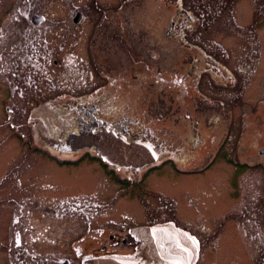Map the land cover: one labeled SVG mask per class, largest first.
<instances>
[{
  "label": "rangeland",
  "instance_id": "374dc122",
  "mask_svg": "<svg viewBox=\"0 0 264 264\" xmlns=\"http://www.w3.org/2000/svg\"><path fill=\"white\" fill-rule=\"evenodd\" d=\"M23 1L0 0V264H10L5 245L8 228H14V224L17 226L22 223V234L32 236L46 227L55 229L65 226L62 225L64 222L56 223L54 219L67 211L45 209L44 206L51 202L54 205H51L52 208L56 207L54 203L57 202H97L104 200L100 198L103 193L111 192L116 194L113 197L110 195L112 202L136 203L137 199L129 197L125 191L119 198L115 186L107 183L102 175L101 179L96 178L98 174H102L97 162L80 157H74L72 159L75 161L67 162V157H61L58 159L65 161L62 165L47 161L51 158L57 159L55 157H41L62 152L57 150L55 143L61 138L64 140L67 131L76 121L72 108L77 104L76 101L72 102L71 95L76 98L79 96L81 101L87 94L94 101L102 99L105 94L98 87L112 89L109 84L115 83L116 78H122L123 86L116 97H112L113 101L109 100L108 95L105 96L107 106H125L124 112L129 107V114L126 116H132L136 121L154 123L159 138H167L169 141L186 138L188 135L185 134L187 130L184 122L192 118L197 119L207 133L211 132V129H206L210 127L208 125H217L212 133L215 134L216 142L213 141L211 147L220 142L227 131L230 132L229 140L225 143L226 150L230 152V162L217 158L211 162L200 160L190 167H182L177 163V169L188 173H197L200 168L199 173L192 175L175 174L172 168L161 166L148 178L154 181L159 176L161 183H152L153 190L165 195L170 190L190 185L196 191L201 190L200 192L206 194L187 191L182 194L183 204L179 203L178 198L176 207L169 203L168 213L157 194L146 195V198L155 212V221H166L176 214L177 226L198 237L202 245H206V250L207 246L219 251L231 250L239 258L235 260L237 264H258L259 258L251 252L264 250V158L255 153L256 149L264 146V0H215L218 6L217 20L214 23L211 20V3L214 0H182L185 8H189L193 1H200V5L207 11V22L201 23L199 22L202 17L199 21L197 19L190 23L185 16H180L178 9L173 6L174 0H169L171 21L184 20L188 25L201 28L197 32L184 30L181 35L175 33L171 36L168 50L170 71L177 72L178 76L187 73L193 74L191 77H235L239 89L244 86V92L234 97L214 95L211 98L214 103L222 100L225 106L215 110L214 107L199 110L193 107V101L187 96L189 109L186 111L183 107L178 109L179 105L184 104L179 103L183 101V97L177 98L174 90L167 96L160 92L148 93L144 89L136 94L130 91L135 83L130 77H58L67 61L64 60L61 66L49 63L37 65V61L34 62L31 58L32 48L28 43H22L21 46L16 38L21 16L26 10ZM27 3L33 12L45 17L43 26L48 31L53 30V33L58 29L66 31L73 25L71 20L65 18L73 8L83 14L79 28L69 29L73 32H82L85 27L91 28L98 23L110 25L115 31L114 27L118 25L120 15L127 17L124 20L129 22V31L138 26L139 32L143 29L148 32L152 31V26L157 27L161 22L164 10L159 0H28ZM194 8L199 14L200 8ZM73 15L74 11L71 18ZM104 15L109 16L111 24L107 23V19H100ZM62 18L64 22L61 21ZM49 36L51 35L48 34ZM161 36L162 34L156 40L162 42ZM182 38L201 49H182L179 45ZM38 40L40 39L34 42ZM73 46L78 52L74 53L76 60L83 64V59L90 58L85 45L83 49L81 45L77 49L75 44ZM66 48L64 46L61 54ZM120 51L122 52L121 49ZM97 59L100 64L104 63L110 68L111 73L118 75L124 74L126 70L123 68L129 60L123 52L115 50L99 51ZM103 68L109 74L107 68ZM137 74L141 76L145 71L138 70ZM105 79L109 81L106 83ZM243 79L245 80L242 81ZM203 89L218 93L216 85L204 86ZM112 114L109 117H113ZM164 123L166 126L162 125ZM230 123L232 129L227 130ZM200 134L202 137V133ZM174 142L179 143L175 140ZM77 154L90 153L85 151ZM244 164L248 167L245 168ZM86 174L94 182L90 192L60 195L61 188L56 184L68 183V176L73 178L75 175ZM167 174L171 176L169 182L164 180ZM192 177L196 179L195 182L182 183ZM51 180L55 184L50 185ZM48 193L59 196L50 197ZM176 196L181 198L178 192ZM210 208L213 209L209 210ZM107 213L108 211H104V214ZM76 216L66 215L65 218ZM96 217L98 218L97 215ZM51 233L53 235L57 232ZM24 238L29 247L31 240ZM246 253L250 255L249 259L244 256Z\"/></svg>",
  "mask_w": 264,
  "mask_h": 264
},
{
  "label": "flooded vegetation",
  "instance_id": "af4514ba",
  "mask_svg": "<svg viewBox=\"0 0 264 264\" xmlns=\"http://www.w3.org/2000/svg\"><path fill=\"white\" fill-rule=\"evenodd\" d=\"M159 1L162 3V9H164L162 10L163 16L157 27H151L152 31L146 32L145 29H143L139 32L140 27L138 28V26H135L134 29L129 31V22L124 20V18L127 17L124 15L123 18V16L120 15L118 16V25L114 27L115 31L112 30L110 25H102L101 23H98L96 26H91V28L85 27L82 32H73L69 29L79 28L82 20L74 22V16L81 11L73 8V10L65 17L66 19L71 20L73 25L69 26L66 31L65 29L61 31L58 29L53 33V30L48 31V28L43 26L45 17L41 14L33 12L32 8H30V5L27 3L28 0H24L23 3L26 6V10L21 16L22 20L20 22L16 38H18L19 42H21V46L22 43H28L30 48H32L31 52L33 55L31 58L34 59V62L37 61V65L49 63L61 66V64L64 63V60L67 61L64 63L63 72L59 74L58 77L84 78L93 76L105 78L112 75H116L117 77H130L135 81L130 91L136 92V94L144 89L149 91L148 93L160 92L162 95L167 96L170 95L172 90H174V92H176L174 95H177V98L183 97V101H178L179 103H184L183 106L178 104L179 110L182 109V107L185 111L189 109V106L187 105L188 103H186L187 96H189L193 101V107L199 108V110L201 108L206 110L213 107L214 110L217 109V107L225 108L222 100L214 103V100L211 98L215 97L214 95H221L220 97L225 98L240 95L244 92V86L240 90V86L236 83L235 77H191L193 74L187 73L178 76L177 72H171L168 52L171 36L175 33L181 35L184 30L192 32L196 30L197 32V30H200L201 28L197 25H188L184 20H177L176 22L171 21L172 19H170L169 13L170 1ZM182 2V0H174L173 4V6L178 9V14L180 16H185V19H187L190 23H194L197 19L199 21L200 17L202 18L199 23L207 22V18L205 16L207 11L200 5V1L195 3L193 1L189 8H185L182 5ZM134 5L136 6V4ZM195 6L200 8L199 11L197 10L199 14L195 12ZM216 6L218 5L214 0V2L211 3L212 23L217 20ZM73 11L74 15L71 18L70 15ZM35 15L42 16V20L38 24L34 22ZM100 19H107L108 24L112 23V20L111 22L109 21L108 15H104ZM63 20L64 18L61 19L62 22H64ZM48 34L51 35L49 36L51 39L48 37ZM160 34H162V42L156 40V38H160ZM37 39L40 40L34 42V40ZM78 40H83V42L79 43ZM74 44L76 49L80 45L82 46L81 49H83L85 45V47L89 50L88 55L91 56L90 58L83 59L85 61L83 64L80 60H76L74 56L78 53L73 48ZM179 45L182 49H186L187 47L201 49L198 45L188 43L183 38ZM64 46H67V50L61 54ZM120 49L125 54L126 58L129 59L128 62H126V67L123 68V70L126 71L122 75L111 73V69L104 63L100 64L97 59L99 51L104 52L108 50H115L122 53ZM84 50L86 51V49ZM158 50H161V52H158ZM59 56L62 57L60 58ZM103 66L107 68L109 74ZM138 70L145 71V74L139 76L137 74ZM17 77H20V75L17 74ZM51 77H53V75ZM139 77H143V79L140 80ZM244 80L245 79L242 81ZM105 81L107 83L109 80L105 79ZM122 81V78H116L115 83L109 84L112 89L106 90L101 88V86H99L98 89H101V93L103 95L105 94V96L108 95L110 98L109 100L113 101L112 97H116L117 93L123 86L121 84ZM208 85H213V87L216 85V92L218 93L205 91L203 87ZM105 96L102 99L94 101L91 95L87 94V96H83L84 100L81 101L79 96L76 98L74 95H71L73 98L72 102L76 101L77 104L72 108L76 121L71 125V128L67 131V133L77 134L85 131L98 134L104 129L103 127H106V132L115 137L123 136L127 142L138 140L141 144L146 142L150 143L153 151L158 153L155 162L145 164L138 168L116 167L103 161L102 158L95 152V147H85L74 151L73 153H63L62 151L59 154L42 155L41 157H55L57 159L51 158L47 161L53 163L58 162L62 165L65 161H75V159H72L74 157L85 158V160L88 159V161L97 162V166L101 169L102 174H98L96 178L98 177L101 179L102 175L107 183H111L113 187L115 186L118 191L117 193L119 198L123 194L122 192L125 191L129 197L132 196V198L137 199V201H135L136 203H131V201L112 202L111 197L116 194H111V192L103 193V196H100V198H103L104 200L97 202H57L54 203L56 204L55 208H52L54 205L51 202L50 204L44 206V208L47 210L57 208L64 210L65 212L67 211L66 214H62L60 217H56L54 219V222L56 223L64 222L62 225L65 226L60 228L57 227L55 229L46 227L43 230H38L37 235L34 236L31 234H22V223L17 226L14 224V228H8L9 231L7 234L5 249L10 264H82L83 261L89 258L104 255L139 257L141 255L139 252L141 244L132 235V228L138 226H152V224L155 225L162 223H173L177 226L176 214L175 216L172 215V218L167 219L166 221H155V212L149 206V200H147L146 195L157 194L158 199L164 202V210H167L169 203H171L173 207H176L178 201L183 204L182 198L187 191H195L201 194H206V192H200L201 190L196 191V188L194 189L193 185L179 187L177 190L173 191L170 190L166 195L162 192H156L153 190L154 185H152V183L156 185L161 183L160 177L158 176L154 179V181H151L148 179L150 174L158 167L168 166L174 170L173 172L175 174L180 173L181 175H192L199 173L200 168L197 170V173H188L182 171V169H177V163H179L182 167H190L193 166L195 162L200 160H208L211 162L217 158H223L229 162L231 161L230 152L228 153L225 148V143L229 140L231 135L229 131L225 133V136L220 142L218 141L214 145L216 147H211L212 142H216V138H214L215 134L212 133L213 130L217 129V125L216 127L208 125L210 127L206 129H211V132L207 133L204 129H202L201 124L197 122V119L192 118L190 121L186 123L184 122V128L187 130L185 134L188 136L183 139H174L175 141H179V143H175L174 140L169 141L167 138H159V136L156 135L157 127L154 123L136 121L132 116H126L129 114V107H127V111L124 112L125 106H107L108 102ZM204 103H206V105ZM110 113H113V117H109ZM178 124L183 125L182 123ZM162 125L166 126L165 123ZM175 125L177 124L175 123ZM167 126L169 125L167 124ZM230 129H232L231 123L230 128L227 130ZM200 133H202V137L200 136ZM207 134H210L208 138H206ZM64 140L61 138L56 141L57 144L55 143V146L58 148V151L60 150V146H62ZM85 151L90 154H77L78 152L81 153ZM255 153L264 158V146L256 149ZM61 157L64 159L67 157L68 160H59L58 158ZM244 165L245 168L248 167L247 164ZM169 172L170 170L168 173ZM68 177H70L68 183L65 184L60 182L59 184H56V186L61 188L60 195H69L71 193H77L76 195H80V193L90 192V189L93 187L94 182L92 180L93 178H90V175H75L73 178L72 176ZM170 177V174H167L164 177V180L169 182V179H171ZM195 180L196 179L192 177L185 179L182 183L195 182ZM52 184H55L54 181L50 183V185ZM105 188L106 186H104V189ZM56 189L57 188L55 187V190ZM177 192L180 193L181 198L176 196ZM48 195L50 197L59 196L52 195L50 193H48ZM210 195H212L211 192ZM177 198L179 199L178 201H176ZM105 199L111 200L106 201ZM216 206H218V204H216ZM183 208L185 207H181V209ZM212 209L213 208H210L209 210ZM104 211H108V213L104 214ZM168 211L169 210H167V213ZM66 215L77 216L65 218ZM163 215L165 216V213H163ZM104 216L107 218H101ZM54 231L57 233L52 235L51 232ZM192 236L198 242L197 257L194 264L238 263L235 261L238 256H235L231 250L226 252L219 251L217 249L208 248V246L206 250V245H202L198 237L194 235ZM24 237H28V239L31 240L29 241V247L27 245V240H25ZM251 253L254 254V256L256 254V258H259L257 259L258 264H264V250L259 249ZM248 254L250 253L248 252ZM248 254L246 253V255H244L247 259L250 257Z\"/></svg>",
  "mask_w": 264,
  "mask_h": 264
},
{
  "label": "water",
  "instance_id": "95a60500",
  "mask_svg": "<svg viewBox=\"0 0 264 264\" xmlns=\"http://www.w3.org/2000/svg\"><path fill=\"white\" fill-rule=\"evenodd\" d=\"M82 19L78 12L73 20ZM41 15L34 16L38 24ZM98 133H68L60 146L63 152L77 151L85 147H95V152L103 161L116 167H141L157 159L150 143L138 140L127 142L123 136L115 137L106 132V127ZM132 235L140 242V256L104 255L89 258L82 264H194L198 242L185 229L173 223L138 226L132 228Z\"/></svg>",
  "mask_w": 264,
  "mask_h": 264
}]
</instances>
